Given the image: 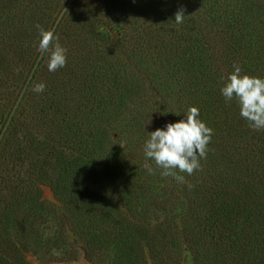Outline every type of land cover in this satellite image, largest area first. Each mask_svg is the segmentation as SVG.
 Here are the masks:
<instances>
[{
	"label": "trees",
	"instance_id": "obj_1",
	"mask_svg": "<svg viewBox=\"0 0 264 264\" xmlns=\"http://www.w3.org/2000/svg\"><path fill=\"white\" fill-rule=\"evenodd\" d=\"M141 1L128 0L135 9H139L135 5ZM151 1L154 23L147 34L173 36L178 42L193 46L186 44L185 52L193 56L191 68H198L191 75L187 72L190 76L184 80L193 81L190 85L183 83L181 90L187 98L195 92L199 95L193 106L199 108L200 119L213 129L207 158L200 161L201 170L191 176L178 173L184 176L180 183L161 177L155 166V174H148L138 152L127 145L119 149V136L128 133L133 140L134 135L128 131L138 122L137 118L122 120L117 115L121 106L113 100L114 94L110 99L99 98L92 87L88 101L79 102L68 98L70 91L57 93L56 85L48 84L41 96L31 98L32 85L48 53L31 57L29 66L20 69L18 82L10 87L11 104L0 110V170L23 162L22 157L31 161L27 172L3 168L5 177L0 174V264H34L29 259L33 250L25 258L17 236L9 231L18 210L27 211L20 221V230L21 236L28 238L29 248L35 246L36 254L60 249L58 240L42 242V234L34 229L37 220L50 215L49 207L61 217L59 235L79 236L84 242L83 253L90 257L89 253L96 249L112 247L116 249L118 263L149 264L148 250L155 264H168L172 252L167 249L179 238L196 264H203L205 251L224 259L217 264H232L230 261L236 258V264H241L244 257L264 264V168H260L264 163V130L252 131L240 117L239 106L232 119L222 115L227 109L220 93L224 84H220V77H215L208 58L213 54L211 32L220 29L230 39L225 45L230 65H239L242 74L264 77V0ZM23 7V0H0V47L11 40L5 27ZM181 8L185 18L177 24L175 13ZM71 13L74 12L70 6L49 15L48 25L56 37L63 31L64 22L72 18ZM137 23L136 19L127 28L136 37L140 34V29L135 28ZM178 26L181 34L173 30ZM219 31L217 34H221ZM155 60L152 67L158 77L167 75L171 60L161 56ZM113 64L92 68L84 81L94 85L107 79L120 93L127 83L128 71L126 67L115 68L119 63ZM72 75L68 76L71 83L78 85ZM142 78L153 80L144 72ZM8 80L0 77V87ZM152 86L153 81L149 93L157 98V86ZM29 100H37L33 110ZM184 113L181 109L170 110L166 120L178 122L185 118ZM34 122L48 129V138L54 143L79 156L63 157L55 146L49 147L53 153L46 152L48 147L39 145V139L31 133L30 125ZM64 139L66 143L62 144ZM160 183L168 184L167 192L158 194ZM47 188L54 196L52 203L44 198ZM176 211H180V218H173ZM103 238L110 239L109 246L104 245ZM62 244L66 245V239Z\"/></svg>",
	"mask_w": 264,
	"mask_h": 264
},
{
	"label": "rangeland",
	"instance_id": "obj_2",
	"mask_svg": "<svg viewBox=\"0 0 264 264\" xmlns=\"http://www.w3.org/2000/svg\"><path fill=\"white\" fill-rule=\"evenodd\" d=\"M73 1L74 0H23V9L19 14L14 13V19L12 21L10 20V23H7L5 30L10 33L11 40H9L6 46L0 47V77H8L9 80L0 87V110L7 109L11 104V99L9 98L11 96L10 87L11 85H15V81L18 82L20 69L29 66V59L31 57L33 59L41 57V54L37 51L40 37L35 26L40 25L44 30H50L48 18L51 12L55 11L57 13V10H65L66 8L68 10L71 6V11L74 12L71 13L72 18L69 17L64 22L63 31L57 35L60 45L67 49L66 66L55 72H49L47 69L48 54H46L45 62H43L41 71L34 85L39 83H44L46 87L48 84L56 85L57 93H68V91H70L72 95L70 94L68 98L79 102H85V100L91 96L90 91L92 87L97 90L99 98L110 99L112 94H114L115 98L113 100L121 106L118 108L117 115H119L122 120L128 118L132 120L134 117L137 118L138 122V125L132 126L128 131L129 133L132 132L131 135H134L133 140L131 139L132 137H128V133L119 136V149L127 145L129 148H133L136 153L138 152L137 155L141 163L155 166L153 161L146 160L143 150L145 142L150 137V133L157 128H164L168 123H173L166 120L170 110L178 111L181 109L182 112L185 111L184 114H186L187 110L193 106L194 101H196L195 99H200L196 92L191 95L188 94L187 98L181 90L183 83L187 82L189 85L192 83L193 80L188 79V81H186L184 79L189 78L191 73L193 71L195 72L196 68H198H191L190 58L193 56L185 52L187 43L186 41L178 42L177 38L173 36L162 38L161 33L151 36L147 34L148 28L154 23V18L152 17L154 16L152 11L153 2L151 0H142L139 4H136L135 7L139 9H135L128 0H95L94 2L93 0H75L72 4ZM49 12L50 14H48ZM133 19H137L138 23L135 24L136 26L133 25L132 27L134 28L135 26V28L140 29V34H138L137 37L133 31H127L129 24L135 22ZM157 25H159V23ZM155 29L156 27L154 30ZM173 30H177L179 34L182 32L179 26ZM219 30L220 29H218V31ZM218 31L215 30V33L211 32V52H213V54L208 58H210L209 62L211 63V69L216 73L215 77H220L222 80L220 84H224L227 75L233 71V65H230L228 50L225 48V45L230 43L229 36L223 35L222 31H219L221 34H217ZM174 36L178 35L174 34ZM187 46L191 45L187 44ZM20 48L23 50L22 52ZM157 56H161L163 60H171V68L166 71L165 74L167 75H164L166 77H162V74L158 77L157 72L152 67ZM111 63H119L120 65L115 68L120 69L126 67L128 71V73H126L128 75L127 83L120 93L116 92V90L109 85L107 79L96 81L94 85L91 81H84V77L89 75L92 68H98L102 65ZM204 70L205 69H201L202 72ZM143 72L147 75H151V79H153L150 80V82L153 81L152 87L157 86V98L151 97L152 94L149 93L150 82L144 81L142 78ZM187 72L190 73L188 77ZM71 73L73 74L72 77L77 80L76 82L79 81L77 83L78 85L71 83L72 78L68 77ZM203 73L207 74L205 72ZM171 75L177 78H170ZM197 76H199V74H197ZM192 78H194L193 74ZM34 85H32L33 88ZM43 93L38 94L31 91L30 96L31 98H35L36 96H41ZM36 101L37 100H29L32 110L35 104H37ZM62 101H64V99ZM224 104H226L227 109L222 115L225 116V118L232 119V116L235 115L238 109V102L233 99L231 102L225 101ZM64 105L68 106L67 104ZM156 108L159 109L158 112L155 111ZM27 123L30 124V121ZM30 129L33 137L39 139V145L44 148L48 147L45 148L46 152L49 151L53 153V150L49 147L55 146L58 148L57 152L62 154L63 157L72 158L79 156L78 153L68 151L65 146L58 145L49 139L48 129H45L42 124L34 122L30 125ZM61 142L64 144L66 140L64 139ZM15 152L16 154L18 153L17 151ZM22 160L23 162L21 163L16 162V166L14 164V167L13 164L1 167L0 174H3V168H8L10 170L14 169L15 172L21 173L29 171L30 159L22 157ZM260 168H264V163ZM156 171L160 173L161 170L156 169ZM184 174L187 176L186 173ZM3 177H5L4 174ZM158 186V194L167 192L168 184L160 183ZM44 198L48 200V203L54 201V196L48 188L44 190ZM49 211L50 215L47 218H45V215L44 219L37 220L36 226L34 227V229L39 230L40 234H42V242L46 239L51 242L58 240V247L60 249L57 250L52 248V251L48 254H36L34 251L36 247H31L30 245L29 248L28 238L21 236L20 221L27 216V211H16L14 213L16 218H13L14 220L16 219L15 221H18V223H15L14 220L10 222L9 231L17 236L16 242L19 244V249L25 250L23 253L24 257L26 258L28 256L29 250H33V255L29 256L31 263L121 264L118 263V259L115 257L116 249L112 247L108 250L96 249L94 253H89L92 256L90 257L86 253H83L82 248L84 242L79 236L72 234L71 237L69 235H64V238L61 237L58 228V225L61 223V217L59 214H54L53 208L49 207ZM179 214L180 211L174 212L172 214L173 218H180ZM29 227H31V224ZM65 239L66 245L64 246L62 242H64ZM103 240L105 246L110 245V243H107L110 239L103 238ZM145 244L146 243H144L143 246ZM42 250L45 252V249ZM167 250L172 252L169 254L170 259L168 264H196L192 254L185 250L179 238H176L173 245L169 246ZM146 254L149 264H155L148 250ZM203 255V264H217L223 263L224 261L223 258L214 256V254L209 253V251H205ZM241 261V264H257V262L250 257H244L243 262ZM230 262L232 264L238 263L237 258L235 261L232 260ZM20 264L24 263L22 262Z\"/></svg>",
	"mask_w": 264,
	"mask_h": 264
},
{
	"label": "clouds",
	"instance_id": "obj_3",
	"mask_svg": "<svg viewBox=\"0 0 264 264\" xmlns=\"http://www.w3.org/2000/svg\"><path fill=\"white\" fill-rule=\"evenodd\" d=\"M183 11L182 8L177 10L175 23H183ZM35 27L40 37L37 51L41 56L48 53V71L64 68L67 49L60 45L54 30L46 31L40 25ZM45 87L44 83H39L33 91L43 93ZM220 93L226 102L233 99L238 102L239 115L252 131L264 130V77L242 74L241 67L234 64ZM184 116L178 122L168 123L164 128L152 131L143 148L146 160L154 162L156 169L161 170V177H171L180 183L184 182V176L178 173L191 176L201 170L200 161L207 158L208 145L213 136V129L200 119L199 108L190 107ZM144 168L148 174H155L151 165L146 163Z\"/></svg>",
	"mask_w": 264,
	"mask_h": 264
}]
</instances>
